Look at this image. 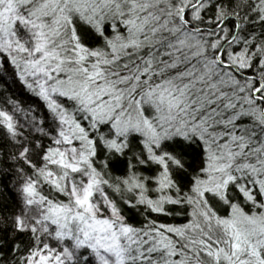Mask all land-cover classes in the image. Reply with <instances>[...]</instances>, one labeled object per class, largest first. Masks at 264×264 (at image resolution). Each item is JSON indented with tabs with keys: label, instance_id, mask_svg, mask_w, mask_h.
I'll use <instances>...</instances> for the list:
<instances>
[{
	"label": "snow or ice",
	"instance_id": "6c2138e0",
	"mask_svg": "<svg viewBox=\"0 0 264 264\" xmlns=\"http://www.w3.org/2000/svg\"><path fill=\"white\" fill-rule=\"evenodd\" d=\"M0 264H264V0H0Z\"/></svg>",
	"mask_w": 264,
	"mask_h": 264
}]
</instances>
